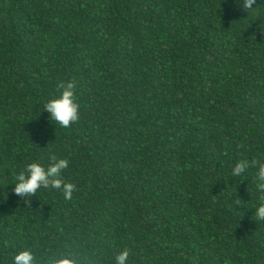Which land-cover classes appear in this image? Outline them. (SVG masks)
<instances>
[{
  "label": "trees",
  "instance_id": "1",
  "mask_svg": "<svg viewBox=\"0 0 264 264\" xmlns=\"http://www.w3.org/2000/svg\"><path fill=\"white\" fill-rule=\"evenodd\" d=\"M58 159L71 199L14 193ZM261 164L264 0H0V264H264Z\"/></svg>",
  "mask_w": 264,
  "mask_h": 264
},
{
  "label": "clouds",
  "instance_id": "2",
  "mask_svg": "<svg viewBox=\"0 0 264 264\" xmlns=\"http://www.w3.org/2000/svg\"><path fill=\"white\" fill-rule=\"evenodd\" d=\"M241 10H250L256 0H238ZM63 90L58 97L47 100L42 104L43 112L48 113V122L53 125H59L61 128H69L72 123L76 122L79 117L80 105L77 102L74 85L69 83L59 85ZM69 166V162L65 159H58L55 164L45 168L39 162H32L25 166L15 177L14 193L17 196L35 195L41 188L44 189H62L65 199H71L74 191V185L65 183L61 178V173ZM246 164L238 162L232 169L234 177L241 176L245 172ZM258 181H264V164L260 165L257 175ZM264 188V184L260 185ZM261 203L255 209V219L264 221V196L260 197ZM130 252L124 250L115 258V264H127ZM13 264H36L35 257L30 250H22L14 256ZM52 264H71L68 259H59L53 261Z\"/></svg>",
  "mask_w": 264,
  "mask_h": 264
}]
</instances>
